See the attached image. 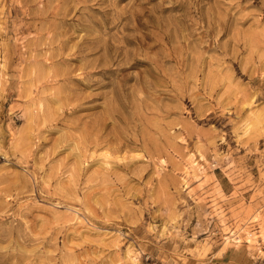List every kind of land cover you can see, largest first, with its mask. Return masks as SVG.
Returning a JSON list of instances; mask_svg holds the SVG:
<instances>
[{
	"label": "rangeland",
	"instance_id": "obj_1",
	"mask_svg": "<svg viewBox=\"0 0 264 264\" xmlns=\"http://www.w3.org/2000/svg\"><path fill=\"white\" fill-rule=\"evenodd\" d=\"M150 263L264 264V0H0V264Z\"/></svg>",
	"mask_w": 264,
	"mask_h": 264
},
{
	"label": "built area",
	"instance_id": "obj_2",
	"mask_svg": "<svg viewBox=\"0 0 264 264\" xmlns=\"http://www.w3.org/2000/svg\"><path fill=\"white\" fill-rule=\"evenodd\" d=\"M150 264H156V263H150Z\"/></svg>",
	"mask_w": 264,
	"mask_h": 264
},
{
	"label": "bare ground",
	"instance_id": "obj_3",
	"mask_svg": "<svg viewBox=\"0 0 264 264\" xmlns=\"http://www.w3.org/2000/svg\"><path fill=\"white\" fill-rule=\"evenodd\" d=\"M134 260V259H133Z\"/></svg>",
	"mask_w": 264,
	"mask_h": 264
}]
</instances>
